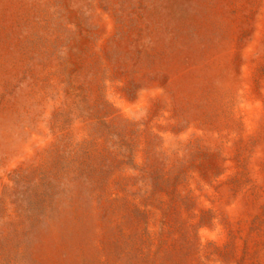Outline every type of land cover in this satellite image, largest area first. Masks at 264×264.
<instances>
[{"label":"rangeland","instance_id":"1","mask_svg":"<svg viewBox=\"0 0 264 264\" xmlns=\"http://www.w3.org/2000/svg\"><path fill=\"white\" fill-rule=\"evenodd\" d=\"M0 264H264V0H0Z\"/></svg>","mask_w":264,"mask_h":264}]
</instances>
